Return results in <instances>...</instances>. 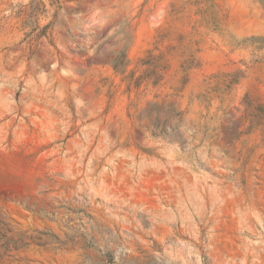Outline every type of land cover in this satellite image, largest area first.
Here are the masks:
<instances>
[{"label": "rangeland", "instance_id": "1", "mask_svg": "<svg viewBox=\"0 0 264 264\" xmlns=\"http://www.w3.org/2000/svg\"><path fill=\"white\" fill-rule=\"evenodd\" d=\"M0 264H264V0H0Z\"/></svg>", "mask_w": 264, "mask_h": 264}]
</instances>
